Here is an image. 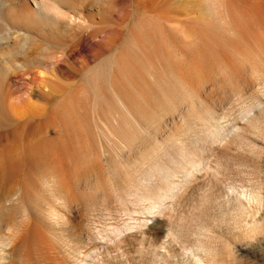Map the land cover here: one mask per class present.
I'll use <instances>...</instances> for the list:
<instances>
[{
  "label": "rangeland",
  "instance_id": "1",
  "mask_svg": "<svg viewBox=\"0 0 264 264\" xmlns=\"http://www.w3.org/2000/svg\"><path fill=\"white\" fill-rule=\"evenodd\" d=\"M198 11L196 21L187 22L184 15L177 30L166 28L168 44L157 32L160 22L150 29L153 70H179L181 84L132 89L127 98L130 112L112 102L70 103L67 109L75 119L55 122L56 146L49 163L40 158L44 167L34 186L22 176L16 201L6 200L10 184L4 187L0 234L10 235L5 225L16 222L12 233L19 240L15 239L14 254L0 252V264H75L77 257L92 264H193L192 248L200 242L213 252L219 249L214 264H264V210L246 199L244 207L239 205L243 190L248 195L257 185L264 195V112L261 127L246 131L239 142L205 139L213 126L243 124L245 110L264 102L259 84L264 76V7L202 15ZM127 35L125 31L119 46ZM80 75L75 86L86 83ZM119 91L123 92L120 87ZM181 143L188 155L208 157V167L197 171L159 214V209L150 210L149 199L167 183L156 177L144 192L142 177L162 163L177 169L174 181L183 180L182 167L172 161ZM233 183L236 191L230 189ZM231 248L236 263L228 252Z\"/></svg>",
  "mask_w": 264,
  "mask_h": 264
},
{
  "label": "bare ground",
  "instance_id": "2",
  "mask_svg": "<svg viewBox=\"0 0 264 264\" xmlns=\"http://www.w3.org/2000/svg\"><path fill=\"white\" fill-rule=\"evenodd\" d=\"M243 6L263 8L264 0H0V200L5 198L7 189L4 187L7 188L8 184L10 193L6 200L19 199L22 176H26L28 184L34 186L33 180L44 167H40V158L45 164L51 161L55 122L74 118V112L67 109L70 103L91 102L97 106L112 102L127 108L132 89H145L152 85L169 88L181 84L183 79L179 70L165 73L153 70V63L148 57L151 25L160 22L161 28L157 32L168 44L170 38L166 28L177 30L178 23L182 24L185 19L184 15L189 20L187 22H193L198 10L203 11L202 15L206 11L214 13V10ZM125 31H128L127 39L119 46ZM102 37L105 39L101 40ZM72 46H75L73 50L70 49ZM114 47L115 52L107 55ZM177 48H172V57H177ZM80 74L85 76L86 83L75 86L78 83L75 77ZM259 84L263 86L264 95V76L259 79ZM119 87L123 92L119 91ZM127 109L130 112V107ZM263 112L264 102H257L242 114L243 124L235 122L233 128L229 125L214 129L212 125V129L209 126L210 131L205 132L206 137L203 136L212 143L225 139L239 142L246 131L261 127ZM65 124L62 123V126ZM184 146L181 143L179 155L172 160L182 167L183 180L174 181L177 169L162 163H153L155 166L143 175L141 185L144 192H148L156 177L167 183V187H159L149 199L152 200L151 206H148L150 210L159 209L158 213H161L168 199L173 198L197 171L208 167V157H197L193 153L188 155ZM24 155L29 164L27 172ZM256 186L257 190L259 186ZM236 187L234 183L230 185L232 191H236ZM255 188L248 191L250 195L245 192L247 190L239 192L240 207L245 206L243 200L246 199L264 210V195ZM18 225L11 222L5 227L12 233ZM261 227L264 229V217L261 218ZM11 233L8 236L0 234V252L3 254H14L17 239ZM200 243L192 248L193 264H214L220 254L219 249L213 252L210 245L208 248L205 243ZM232 251L231 248L228 252L233 256ZM74 260L75 264H92L82 257ZM232 260L236 263L238 257L233 256Z\"/></svg>",
  "mask_w": 264,
  "mask_h": 264
}]
</instances>
